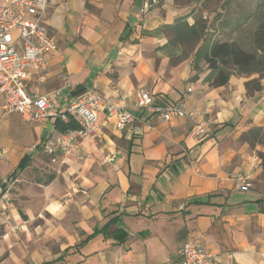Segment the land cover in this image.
Returning <instances> with one entry per match:
<instances>
[{
  "label": "crops",
  "instance_id": "obj_1",
  "mask_svg": "<svg viewBox=\"0 0 264 264\" xmlns=\"http://www.w3.org/2000/svg\"><path fill=\"white\" fill-rule=\"evenodd\" d=\"M188 7L187 0H48L43 19L58 49L47 80L33 76L27 91L50 97L55 115L95 89L135 119L120 131L100 112L97 142L78 139L55 161L43 150L57 133L55 116L0 119V179L11 183L0 212V264H175L183 243L201 232L212 264H264V142L241 137L264 130V82L248 94L249 78L233 72L225 85L210 86L207 71L193 80L187 61L157 49L169 37L150 32ZM136 87L158 102L186 97L208 134L198 140L192 120L164 123L137 109ZM26 153L30 164L12 177ZM238 171L252 172L249 190L235 187ZM116 229L123 235L114 237Z\"/></svg>",
  "mask_w": 264,
  "mask_h": 264
},
{
  "label": "built area",
  "instance_id": "obj_2",
  "mask_svg": "<svg viewBox=\"0 0 264 264\" xmlns=\"http://www.w3.org/2000/svg\"><path fill=\"white\" fill-rule=\"evenodd\" d=\"M48 0H0V119L15 113L25 121H42L59 116L63 121L71 118L78 125L64 133H56L44 144V152L55 161L59 153L65 154L78 139L97 142L99 127L97 116L104 113L117 130H124L134 122V115L124 104L89 89L69 100L65 108L53 114L48 108L52 99L46 95L27 91V83L35 76L38 83L47 80L51 55L58 49L55 36L44 22ZM146 5L141 9L145 12ZM190 93L191 89L187 88ZM134 106L164 123L189 119L195 124L193 135L203 139L208 134L205 120H196L188 107L187 98L174 103L158 102L151 91L144 87L133 90ZM4 151L0 149V159ZM112 159V158H111ZM234 185L240 191L252 187L251 171H238L233 175ZM10 180L0 179V209L6 207ZM206 234L199 233L181 246L175 264H212L213 254L204 248Z\"/></svg>",
  "mask_w": 264,
  "mask_h": 264
},
{
  "label": "trees",
  "instance_id": "obj_3",
  "mask_svg": "<svg viewBox=\"0 0 264 264\" xmlns=\"http://www.w3.org/2000/svg\"><path fill=\"white\" fill-rule=\"evenodd\" d=\"M189 3L200 0H187ZM193 18V22H189V18ZM247 20L254 19L256 29L254 32L253 50L248 51L242 48L235 41L220 40L206 36L201 27L199 20L190 10L187 13L176 17L171 24H164L157 28L149 35H160L168 33L170 37L167 42L157 47V49L169 53L173 62L181 61L178 59L180 55V45L183 42L197 43L192 56L187 60L190 69L195 71L192 79L195 80L202 71H207L204 81L210 86L225 85L230 75L235 72L238 75H251L260 73L264 70V0L256 5L252 14L247 15ZM257 78H252L245 82L246 92L248 94L261 89V84ZM180 98L179 100H181ZM177 100V101H179ZM163 103H174L172 101H164ZM176 102V101H175ZM264 110V106H263ZM53 127L57 133H64L69 129L78 127L76 122L71 118L63 121L59 116L55 117ZM242 139L249 143H263L264 130L261 127H253L242 134ZM264 157V156H263ZM264 160V158H263ZM31 161V155L26 153L18 162L12 177L16 172L24 170ZM52 179L49 175L45 182ZM110 223V222H109ZM123 233L120 229H116L113 233L114 237H120Z\"/></svg>",
  "mask_w": 264,
  "mask_h": 264
},
{
  "label": "rangeland",
  "instance_id": "obj_4",
  "mask_svg": "<svg viewBox=\"0 0 264 264\" xmlns=\"http://www.w3.org/2000/svg\"><path fill=\"white\" fill-rule=\"evenodd\" d=\"M261 2L262 0H200L192 3L187 1L189 5L188 11H193L206 36L220 40L235 41L248 51L253 50L256 23L253 18L247 20L246 17L252 14L256 5ZM188 20L190 23L193 22L192 17ZM165 35L170 37L168 33H165ZM197 46L198 44L194 42L181 43V52L178 59L181 62L187 61ZM246 76L249 78L248 80L257 78V80H260V84L264 82V70L260 73Z\"/></svg>",
  "mask_w": 264,
  "mask_h": 264
}]
</instances>
